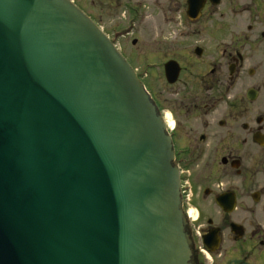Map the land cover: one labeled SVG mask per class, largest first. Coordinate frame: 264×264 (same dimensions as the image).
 I'll return each instance as SVG.
<instances>
[{"label":"water","instance_id":"obj_1","mask_svg":"<svg viewBox=\"0 0 264 264\" xmlns=\"http://www.w3.org/2000/svg\"><path fill=\"white\" fill-rule=\"evenodd\" d=\"M159 111L68 0H0V264H194Z\"/></svg>","mask_w":264,"mask_h":264},{"label":"flooded vegetation","instance_id":"obj_2","mask_svg":"<svg viewBox=\"0 0 264 264\" xmlns=\"http://www.w3.org/2000/svg\"><path fill=\"white\" fill-rule=\"evenodd\" d=\"M68 1L126 57L159 111L194 264H264V0H228L238 20L217 27L225 0ZM116 35L145 54L143 73Z\"/></svg>","mask_w":264,"mask_h":264},{"label":"rangeland","instance_id":"obj_3","mask_svg":"<svg viewBox=\"0 0 264 264\" xmlns=\"http://www.w3.org/2000/svg\"><path fill=\"white\" fill-rule=\"evenodd\" d=\"M222 9H225L224 13L226 15V18L224 20H219L217 21L214 26L217 27L219 26V24H222V23H229L231 24L234 20L235 22L238 20L237 19V16L233 17L231 16L229 13H228V10L230 8V2L228 0H225L223 6L221 7ZM148 22L147 25H148V31H152V30H157L158 29L156 27L159 26L160 22L158 20V16H156L155 19H148ZM155 31V32H157ZM142 36H144V34H141ZM159 35V34H158ZM157 35V36H158ZM140 36V35H139ZM142 40V39H141ZM115 41L117 42V45L118 47L122 48L124 53L129 57V58H135V59H138L140 61H137V67L139 69V72H142L143 73V60L145 59V54L141 53H137L135 55H132L131 54V51H132V46H131V39L130 37H124V36H119V35H116L115 36ZM142 42H144L146 45H149L145 39L142 40ZM152 44V42H151Z\"/></svg>","mask_w":264,"mask_h":264}]
</instances>
